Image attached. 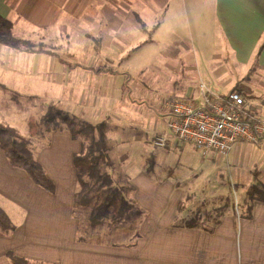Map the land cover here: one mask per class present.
I'll return each instance as SVG.
<instances>
[{"label": "crops", "instance_id": "1", "mask_svg": "<svg viewBox=\"0 0 264 264\" xmlns=\"http://www.w3.org/2000/svg\"><path fill=\"white\" fill-rule=\"evenodd\" d=\"M0 16L15 32L24 30L23 38H36L34 77L57 81L64 74L81 86L82 99L74 103L73 93L68 96L77 113L64 112L83 122H107L110 132L113 114H120L113 110L126 112L135 103L126 101L130 73L122 62L142 35L148 43L144 57L161 75L146 84L161 95L145 106L155 125L153 139L170 120L164 98L199 101L202 83L222 96L240 92L248 111L264 118V0H0ZM186 18L192 40L181 26L186 28ZM159 35L166 45L158 43ZM158 47L165 54L153 58ZM18 61L5 62L3 74L24 75ZM48 134L35 154L55 193L12 167L0 149V206L16 227L11 236H0V264H11L9 252L49 264H264V143L236 144L227 162L192 143L172 142L168 153L178 157H165L159 175L142 170L130 176L131 198L144 212L139 238L133 245H112L78 240L74 157L82 143L66 131ZM222 180L233 186L241 213L233 211L231 189L221 196L229 200L223 214L191 213L187 205L198 203V196H209L218 185L229 188ZM251 187L260 197L253 203L247 198Z\"/></svg>", "mask_w": 264, "mask_h": 264}, {"label": "rangeland", "instance_id": "2", "mask_svg": "<svg viewBox=\"0 0 264 264\" xmlns=\"http://www.w3.org/2000/svg\"><path fill=\"white\" fill-rule=\"evenodd\" d=\"M185 25L186 28L184 29V25L181 24L183 33L188 40H192L195 34L193 29L190 28L187 18ZM22 32H24V30ZM22 32L20 31V27L17 29V32H15L13 28V33L16 38L21 36L23 38L24 35L21 34ZM23 39L37 42L36 38L31 36L24 37ZM137 40L141 43L133 50L130 48L127 53V60L122 62L123 65H129L123 66V68L130 73L129 90L126 92V101L130 97L135 103H129V105L126 106V112L116 109L113 110V113L118 112L120 114H113L112 121L115 126L111 128L110 132L108 131V138H110L109 142L111 145V159L117 165L118 172L121 174L120 176L126 181L130 180V176L142 170L150 174L154 173L155 175H159L161 169L165 167V157L172 156L174 152V155L177 154L178 157L177 151H172L170 152L172 154H170L167 148L158 149L153 144L152 136L154 134L155 125L151 119L152 116L148 114L149 110H147L145 106L149 102L148 100H150V97L156 96L157 100H159L161 95L160 93L152 92L156 91V87H147L146 84L150 77L158 78L159 73L152 70L149 65L150 60L144 57V53H146V49L148 48L146 36H139ZM158 43L162 46L166 45V40L159 35ZM169 43H171L170 39ZM164 54L165 52L163 49L158 47V50H154L153 52V58L159 59ZM35 58L33 53H27L22 50H12L0 45V124L16 129L22 137L29 139L36 153L40 148L39 146H42L50 136L46 124L43 121V117H45L48 112H64L66 109L77 113V107L73 108L72 102L69 104L68 96L73 93L75 99L74 103H76L77 99H82V89L81 86L76 88L74 83L67 82L70 80L66 78L64 74L59 75L57 81H51V79L46 77H34ZM41 58L44 59L45 57L42 56ZM224 58L225 60L228 58L226 52H224ZM13 59L19 60L18 65L22 70L26 69L24 70V75L20 74L18 77L17 75L3 74L5 72L4 63L10 64ZM159 76L161 75L159 74ZM75 80H79V77H75ZM14 87H20V90L12 91L11 89ZM137 106H142V115L136 112ZM30 122H33L34 127H36L37 134L35 136L31 135ZM223 170H225V168H223ZM224 182H227V185L225 184L224 186L229 187L226 191H223L220 185H218L209 195L211 197L208 195H200L197 197L199 199L198 203L189 202L187 206L193 207L191 213L196 211L201 213L206 212L207 216L216 217L217 213H219L216 210L217 208L225 204L224 210H226L229 201L226 200L227 197L221 198V196H229L230 189L233 192V211H240L241 207L238 205V200H236L237 197L232 189L233 186L230 181ZM129 194V197H131V192ZM262 195L264 194L262 193ZM208 200L210 201L208 202ZM224 210L220 214H223ZM143 219L144 217L141 219V223ZM135 222L136 220L133 218L131 222L127 223L129 229L131 228L130 226H134ZM139 230L140 227L139 229L137 228V232ZM134 231L127 230L122 235L114 234L111 237L104 236L106 238L102 237L100 241L132 242L133 240H137ZM97 241L99 240L97 239Z\"/></svg>", "mask_w": 264, "mask_h": 264}, {"label": "trees", "instance_id": "3", "mask_svg": "<svg viewBox=\"0 0 264 264\" xmlns=\"http://www.w3.org/2000/svg\"><path fill=\"white\" fill-rule=\"evenodd\" d=\"M0 45L27 53L40 50L34 42L16 38L12 22L2 16H0ZM43 121L48 133L66 131L72 135V138L82 143V151L74 157L78 178L74 202V217L79 222L78 240L95 242L98 239L97 242H101L100 238L104 236L122 235L127 230H135V238L138 239L137 228L140 227L144 212L129 197L134 187L120 176L117 165L111 159L107 122L90 124L61 111L48 112L43 117ZM30 126L31 135L35 136L37 130L34 123L30 122ZM29 141L16 129L0 124V149L6 155L10 165L25 171L38 186L50 193H55L56 186L38 162ZM247 198L250 203L260 198L256 187L249 189ZM224 206L225 204L216 210L221 213ZM133 218L136 220V225L130 226L129 229L127 223ZM15 230V225L0 206V236H11ZM136 241L102 242L112 245H133ZM8 258L11 264H49L28 260L12 252L8 253Z\"/></svg>", "mask_w": 264, "mask_h": 264}, {"label": "built area", "instance_id": "4", "mask_svg": "<svg viewBox=\"0 0 264 264\" xmlns=\"http://www.w3.org/2000/svg\"><path fill=\"white\" fill-rule=\"evenodd\" d=\"M164 107L170 120L167 129L153 139L158 149L172 142L192 143L204 154H216L228 162L236 144L264 143V118L248 111L240 92L222 96L202 83L199 101L166 97Z\"/></svg>", "mask_w": 264, "mask_h": 264}]
</instances>
